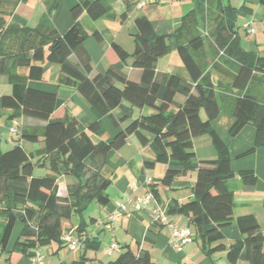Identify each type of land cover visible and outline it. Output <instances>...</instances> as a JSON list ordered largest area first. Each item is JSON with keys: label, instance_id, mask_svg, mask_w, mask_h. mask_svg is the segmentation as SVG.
<instances>
[{"label": "trees", "instance_id": "1", "mask_svg": "<svg viewBox=\"0 0 264 264\" xmlns=\"http://www.w3.org/2000/svg\"><path fill=\"white\" fill-rule=\"evenodd\" d=\"M264 5V0H260ZM24 0H16L13 11ZM59 0H50L48 18L36 28L6 24L0 11V76H6L10 94L0 97V112L10 110V119L29 117L46 123L43 128V148L40 156L48 159L50 174L35 177V167L44 168L40 160L32 162V155L15 145L6 152L0 151V250L6 251L11 233L16 224L21 232L11 250L7 262L14 255L30 257L36 250L51 242L61 243L63 230L61 221L74 215L80 216L91 203L106 206V193L111 182L100 175L103 161L112 151L120 149L134 135L139 144L149 147L155 163L167 166L161 184L170 187L173 182L195 173L192 187L193 198L182 204L173 203L169 215H180L187 219L188 226L198 239L202 252L210 256L215 251H225L228 264H264L262 247L264 233L254 216L240 217L235 225L241 239L225 247L222 228L234 221L233 192L229 182L236 174L231 169V155L211 123L220 114L222 105H231L233 124L229 137H236L245 126L255 129L252 149L239 157L248 156L264 147V100L253 94V86L264 83V53L245 52L239 42L237 18L244 5L233 7L230 0H195V6L182 17L179 28L169 35H157L149 19H135L136 33L132 36L134 50L125 52L112 42L104 48L109 68L90 77V61L83 49L88 33L78 21L85 13L92 21L110 14V6L103 0H76L70 9L72 26L62 35L50 25L51 13L58 7ZM138 2L124 0L126 13ZM218 11L212 21L211 35L214 48L224 56L230 68L212 60L211 69L229 79L228 84L218 80L212 82L211 71L204 70L197 61V54L204 48L209 17L204 7ZM203 13L202 29H189L190 21ZM125 16V14H124ZM92 37L101 44L103 38L97 31ZM175 50L191 83L176 74H164L156 78L158 59ZM85 55L79 67L70 62L71 56ZM132 59V67L140 70L138 82H132L123 74L126 61ZM46 65L59 67L61 79L66 86L73 87L85 101L102 117L111 119L115 127L125 124L109 142L93 144L89 134L100 135L101 125L93 123L84 131L78 122L58 108L56 95L28 86L31 81H43ZM26 68L27 75L15 72ZM232 68V69H231ZM184 98L176 104L175 97ZM230 95V96H228ZM123 102L138 110L147 108V115L131 118V112L115 119L112 111ZM172 107L175 111H172ZM207 135L217 153L215 160H196L193 140ZM30 142L37 141L36 132L21 133ZM74 178L75 184L67 189V197L57 195L56 180L60 176ZM242 185L253 187L256 176L253 171L237 173ZM81 223L76 233L82 236ZM84 251H97L100 243L95 239H79ZM81 259L72 264H85ZM105 264H153L148 253H132L125 250L114 260Z\"/></svg>", "mask_w": 264, "mask_h": 264}, {"label": "crops", "instance_id": "2", "mask_svg": "<svg viewBox=\"0 0 264 264\" xmlns=\"http://www.w3.org/2000/svg\"><path fill=\"white\" fill-rule=\"evenodd\" d=\"M15 1L0 0V11L5 15L4 20L6 24H16L20 27L26 25L29 28H36L43 19L48 18V10L51 6L50 0H24V3H19L13 11ZM103 1L111 8L108 16L92 21L83 13L78 19L89 35L84 41L83 49L86 57L90 61V77L104 73L109 68L110 64L103 52L104 48L108 47L112 42L119 45L128 54L133 52L134 42L132 36L136 33L134 21L137 17H147L152 23L154 32L157 35H169L179 28L182 17L187 14L183 15L185 10L189 6H193L192 9L195 6V0H159L142 9H137L135 6L126 13L124 0ZM127 1L129 3H135L139 0ZM75 3L76 0H59L57 9L51 13L50 25L58 34H64L72 26L74 21L71 17L70 9ZM256 4L259 8L264 7L260 0H256ZM247 9L249 12L254 13L252 8ZM240 15L246 20V22H243L242 27L248 21L252 20L251 22L253 23L250 22V26L253 29V34H248L244 27L243 30L246 35L253 36L252 39L255 45L259 47V31L262 32L260 27H264V10L262 16L257 13L251 15V17H249V13H241ZM94 31L101 34L103 38L101 44L97 43L92 37ZM172 52L176 51L173 50L170 53ZM252 53L262 55L264 52ZM86 57L81 54V56H71L69 60L72 64L79 67V62H82ZM163 57L158 59L156 69L159 68V63ZM179 63L181 65L180 68L170 67L168 66V62H165L164 67H161L164 72L156 71V78L160 74L161 76L164 74H176L185 82L191 83L188 72L183 67L181 61ZM17 70H21V76L27 75L26 68H17L15 72ZM45 70L43 81H31L28 83V86L35 90L55 94L58 108L65 109L67 115L74 118L84 131H87L93 123L99 122L101 125V134H89L93 144L99 142L107 143L123 129L126 123L115 127L109 117L100 116L76 89L62 84L59 81L61 75L58 66L46 65ZM122 72L132 82H138L140 79V70L132 67L131 58L126 61ZM211 79L214 84L218 80H221L218 74L216 76L213 72L211 73ZM260 99L264 100V97ZM183 101L184 98L182 96L177 95L175 97L176 104H182ZM124 103L126 102H123L118 108L112 111L115 119L122 118L125 113L131 112V118H133L135 114L138 117L150 112L147 108L136 112V108L131 107L128 103ZM172 111H175V108ZM11 114L12 112L10 110L0 112V151L3 147L8 151L13 146L18 145L27 154L32 155L33 163L40 160V164H44V168L35 167L34 171L39 169L45 175L50 174L48 159L41 157L39 153L43 148V128L46 123L29 117L10 119ZM233 121L231 105L224 104L221 107L218 117L211 123L212 128L216 131L220 139L228 145L232 158L231 169L236 174L235 178L229 182V188L233 192L234 199V221L230 226L222 228V234L224 236L222 244L225 247L241 239L240 232L235 225L236 219L240 217L254 216L260 226V230L264 233V147L256 149L254 153L248 156L239 157L241 154L253 148L255 129L249 125L245 126L236 137L230 138L229 129ZM12 128L15 129L16 133H11L10 130ZM23 131L28 133L36 132L37 141L30 142L23 139L21 137ZM192 151L198 161L215 160L217 158V153L207 135L193 140ZM166 169V165L155 163L154 153L149 147L141 146L134 135L130 136L120 149L112 151L107 155L100 170V175L105 179H109L111 182L106 191L109 203L106 206H100L93 202L87 206V209L80 216L74 215L70 219H63L61 221L63 233H70L74 240L84 238L90 240L95 239L100 243L99 249L97 251H84L83 245L80 244V248L76 252H69L63 244L51 242L38 249L40 250L43 264H72L79 261L82 256L86 260L85 264H105L114 260L125 250H130L134 254H138L141 251L146 252L153 264H228L225 251H215L210 256H206L202 252L198 239L185 245L181 252L174 250L172 248L169 230L152 220L149 212L153 209H158L165 212L168 220L174 224L180 226L188 224L186 217L169 215L168 209L173 203L182 204L193 198L192 187L195 182V173H189L185 177H180L170 187H164L161 181ZM248 170L253 171L257 179L253 187L242 185L237 177L238 172ZM33 175L35 176L34 172ZM147 177L152 179V184L149 187L153 191V200L147 205L146 211L137 212L134 210L132 200L144 193L145 185L143 186L142 184ZM75 183L74 178L70 176L62 175L58 177L56 180L58 187L57 195L60 198H66L68 187ZM131 184H137L139 188L137 190H131ZM118 202L125 204L126 215H123L120 220L106 226L103 222H105L108 214L115 210ZM75 219L77 221H74ZM81 223L85 231L79 237L76 229ZM21 229L22 226L19 223L14 226L6 251L0 250V264H30V257L28 256L14 255L11 263L6 261L8 258L7 252L12 249L20 235ZM111 243L118 244L120 247L118 253L116 252L110 255L106 253V249ZM262 253L264 254V244ZM238 264L246 263L239 262Z\"/></svg>", "mask_w": 264, "mask_h": 264}, {"label": "rangeland", "instance_id": "3", "mask_svg": "<svg viewBox=\"0 0 264 264\" xmlns=\"http://www.w3.org/2000/svg\"><path fill=\"white\" fill-rule=\"evenodd\" d=\"M215 1L216 0H213V3L215 4ZM230 4L233 6V7H236V8H240L241 6H245L249 9L252 8L253 12L254 13H251L249 11H243L242 13H249V17H251V15H254V14H258L260 16L263 15V8L264 7H257L258 5L256 4V0L254 2V0H230ZM193 6H189V8H187V10H185V12L183 13L186 14L188 13L191 9H192ZM259 8V9H258ZM204 9L206 10V15H208L209 17V22L207 23L206 26L207 27V32H209V36H206L205 37V43H204V48L201 52H199L197 54V61L200 63V65L202 66V68L204 70H210L211 72H213L214 74H216L217 76V73L215 71H213L211 69V65H212V60L213 59H218V61L220 63H223L225 64L226 68H230V65L227 63L226 59L224 58V56H221L219 55V53H217L216 49L214 48V38L213 36L211 35V24H212V21L215 17H217L218 15V11L215 9V6L213 7H204ZM202 18H203V13L202 14H197L189 23V29L191 30V32H196L195 31V28H198V29H202L203 26H205L204 22L202 21ZM250 19V18H249ZM252 20L248 21V23H250ZM243 22H246V20L242 17V15L238 16L237 18V26L239 27L238 29V37H239V42H240V45L241 47L246 50V51H249V52H261L263 53L264 52V27L261 26V31L260 32L259 30V47L255 45L254 41H253V36L252 35H246L245 31L243 30V27H242V24ZM253 23V22H251ZM256 24V22H255ZM257 25V24H256ZM256 25H254V27H256ZM202 27V28H201ZM242 40V41H241ZM179 57L177 55L176 52H172V53H169L167 55H165L163 57V59L160 61L159 63V68L156 69V71L158 72H164L162 71V68L161 67H164L165 65V62H168V66L170 67H181L180 65V61H179ZM175 69V68H173ZM232 69V68H231ZM17 74H21V70H17L16 71ZM218 77L219 79L222 80L223 84H228L229 83V79L224 77L223 75H219L218 74ZM157 79H161V74L158 76ZM252 91H253V94H255L257 97L261 98V97H264V83L259 85V86H253L252 88ZM10 92V85L7 83V79H6V76H1L0 77V97L3 96V95H7L9 94ZM124 104H127V103H124ZM174 110V108L172 109ZM138 112V109L137 111ZM147 115V114H146ZM134 117L136 118V114L133 116L132 119H134ZM1 151H6V148H1ZM162 167V166H160ZM34 174L35 176H38V175H45L43 171H39V169H36L34 171ZM74 221H77L76 219Z\"/></svg>", "mask_w": 264, "mask_h": 264}, {"label": "built area", "instance_id": "4", "mask_svg": "<svg viewBox=\"0 0 264 264\" xmlns=\"http://www.w3.org/2000/svg\"><path fill=\"white\" fill-rule=\"evenodd\" d=\"M158 1L159 0H139L136 8L142 9L145 6L154 4ZM243 27L246 29L248 34H253V29L251 28L250 23L244 24ZM10 131L11 133H16L14 128H12ZM150 184H152V179L148 177L145 178L142 184L143 186L145 185L144 193L139 197L133 198L132 203L135 211H146L147 205L151 202V200H153V191L149 187ZM130 188L131 190H137L139 188V185L131 184ZM125 210V204L118 202L116 204L115 210L108 214L105 222L103 223L106 226H109L112 222L120 220L123 215H126ZM149 214L153 221L157 222L161 226L166 227L169 230L172 241V248L174 250L181 252L185 245L190 244L192 241H194V234L191 232L188 225L180 226L174 224L173 222L168 220L167 214L165 212H162L158 209L151 210ZM61 242L69 252H76L80 248V242L78 240L72 239L70 233H63ZM119 251L120 247L116 243H111L106 249V253L109 255L116 252L118 253ZM29 260L30 264H43L40 250H36L30 256Z\"/></svg>", "mask_w": 264, "mask_h": 264}]
</instances>
